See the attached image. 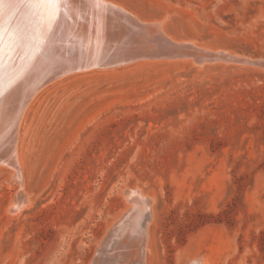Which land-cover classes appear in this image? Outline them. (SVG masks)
Returning a JSON list of instances; mask_svg holds the SVG:
<instances>
[{
	"label": "rangeland",
	"instance_id": "rangeland-1",
	"mask_svg": "<svg viewBox=\"0 0 264 264\" xmlns=\"http://www.w3.org/2000/svg\"><path fill=\"white\" fill-rule=\"evenodd\" d=\"M107 1L173 41L264 58V0ZM17 139L32 202L9 211L19 183L0 166V264H93L127 241L134 189L151 203L142 264H264L263 68L188 57L75 71L33 96Z\"/></svg>",
	"mask_w": 264,
	"mask_h": 264
},
{
	"label": "bare ground",
	"instance_id": "bare-ground-1",
	"mask_svg": "<svg viewBox=\"0 0 264 264\" xmlns=\"http://www.w3.org/2000/svg\"><path fill=\"white\" fill-rule=\"evenodd\" d=\"M158 43L177 46L180 41L168 39L161 23H141L107 0H0V166L11 169L19 183L9 208L12 214L32 202L24 194L17 138L18 125L33 96L52 80L75 71L159 58ZM188 43L189 48L172 49L177 53L170 52L168 58L190 56L199 63L204 49ZM125 194L135 210L127 220L128 242L108 244L93 264H142L144 260L147 232L141 222L151 203L137 189ZM124 227L121 222L119 237L125 235ZM122 249L129 250L128 260Z\"/></svg>",
	"mask_w": 264,
	"mask_h": 264
},
{
	"label": "water",
	"instance_id": "water-1",
	"mask_svg": "<svg viewBox=\"0 0 264 264\" xmlns=\"http://www.w3.org/2000/svg\"><path fill=\"white\" fill-rule=\"evenodd\" d=\"M128 15L133 17L129 13H128ZM168 39H169V37H168ZM189 46H190V43H188V42H180L177 46L176 45L175 46L174 45H170L168 43H160L157 47H158V50H159V52L161 53L162 56L159 57V58H168V55L170 54V52L177 53L176 51H173L172 49L189 48ZM199 48H201V47H199ZM201 49H204V50H202L203 57L200 58V60H199L202 63H204V62H214V61H223V62H230V63H234V64L235 63H241V64H244V65H253V66H258V67H261V68L264 69V58L249 59L246 56L231 55V54H229L226 51L213 52V51H210V50L205 49V48H201ZM206 50H208V52ZM206 55H210L209 58L206 57ZM188 57H190V56H188ZM188 57H184V58H188ZM200 62L199 63L197 62V63L198 64H202Z\"/></svg>",
	"mask_w": 264,
	"mask_h": 264
}]
</instances>
